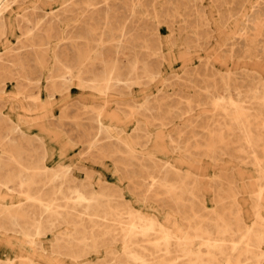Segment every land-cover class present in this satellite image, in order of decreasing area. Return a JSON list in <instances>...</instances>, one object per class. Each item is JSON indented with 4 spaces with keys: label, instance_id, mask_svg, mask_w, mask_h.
<instances>
[{
    "label": "rangeland",
    "instance_id": "1",
    "mask_svg": "<svg viewBox=\"0 0 264 264\" xmlns=\"http://www.w3.org/2000/svg\"><path fill=\"white\" fill-rule=\"evenodd\" d=\"M262 151L264 0H0V264H264Z\"/></svg>",
    "mask_w": 264,
    "mask_h": 264
},
{
    "label": "bare ground",
    "instance_id": "2",
    "mask_svg": "<svg viewBox=\"0 0 264 264\" xmlns=\"http://www.w3.org/2000/svg\"><path fill=\"white\" fill-rule=\"evenodd\" d=\"M252 95H255V94H252ZM253 97H255V96H253ZM215 101H217V100H215ZM220 102H221V101H220ZM222 102H223V101H222ZM217 103H218V102H217ZM225 104H226V103H225ZM222 105H223V104H222ZM223 106H224V105H223ZM217 107H218V106H217ZM217 107H216V108H217ZM221 109H222V108H221ZM224 110H225V109H224ZM224 110L222 109V111H220V112H223ZM226 110H227V109H226ZM226 110H225V111H226ZM222 114H223V113H222ZM100 132H101V131H100ZM260 143L262 144V142H260ZM261 148H262V145H261ZM262 152H263V151H262ZM263 153H264V152H263ZM55 174H56V173H55ZM38 176H39V175H38ZM66 176H67V169H64V168H63V169L61 170V173H58V174L55 175V178H64V177H66ZM32 183H35V181H32ZM22 184H23V183H22ZM24 184H25V183H24ZM32 185H33V184H32ZM26 186H28V185H26ZM29 186H30V185H29ZM40 186H41V185H40ZM48 186H49V185H48ZM92 186H93V185H92ZM58 187H59V188H57V192L60 193L61 195H63V192H62V190H61L62 188H60V186H58ZM70 187H71V186H70ZM73 187H74V186H73ZM79 187H80V186H79ZM21 188H22V187H21ZM27 188H28V187H26V189H27ZM34 188H35V187H34ZM38 188H39V186H38ZM71 188H72V187H71ZM92 188H93V187H92ZM28 189H31V188H28ZM32 189H33V188H32ZM42 189H43V188H42ZM68 189H70V188H68ZM74 189H75V188H74ZM37 190H38V189H36L35 192H37ZM44 190H45V189H44ZM53 190H54V186H53ZM23 191H24V189H23ZM25 191H27V190H25ZM29 191H30V190H29ZM38 191H39V190H38ZM54 191H55V190H54ZM74 191H75V190H74ZM65 192H66V191H65ZM75 192H76V191H75ZM83 192H84V191H83ZM92 193H93V192H92ZM43 194H44V193H43ZM71 194H72V193H71ZM39 195H40V194H39ZM41 196H42V193H41ZM41 196H40V197H41ZM55 196H57V195H55ZM59 196H60V195H59ZM65 196H66V195H63L62 197L65 198ZM72 196H73V195H72ZM93 196H94V195H93ZM93 196L90 198L91 200L93 199ZM42 197H43V196H42ZM77 197H78V196H77ZM57 198H58V197H57ZM53 199H54V198H53ZM68 199H69V198H68ZM97 199H98V198H97ZM40 200H41V199H40ZM93 200H94V199H93ZM86 201H87V200H86ZM94 201H95V200H94ZM94 201H93V202H94ZM90 202H92V201H90ZM63 203H64V202H63ZM96 203H97V202H96ZM98 203H99V202H98ZM73 204H75V203H73ZM94 204H95V203H94ZM100 204H101V203H100ZM104 204H106V202H105ZM96 205H97V204H96ZM107 205H108V204H107ZM55 206H56V205H55ZM57 206H59V205H57ZM64 206H65V204H64ZM87 206H88V205H87ZM87 206L85 207V209L87 208ZM51 207H52V206H51ZM51 207H50V208H51ZM53 207H54V206H53ZM53 207H52V208H53ZM65 207H66V206H65ZM65 207H60V208H65ZM91 207H92V206H91ZM98 207L100 208V206H98ZM101 207H102V206H101ZM50 208H49V209H50ZM54 208H55V207H54ZM56 208H57V207H56ZM58 208H59V207H58ZM68 208H69V207H68ZM70 208H71V207H70ZM93 208H94V207H93ZM104 208H105V207H104ZM104 208H102V209H104ZM71 209H72V208H71ZM88 209H91V208L89 207ZM67 210H68V209H67ZM83 210H84V208H83ZM83 210H82V208H81V211H83ZM86 210H87V209H86ZM96 210H97V209H96ZM96 210H95V211H96ZM57 211H58V210H57ZM57 211H54V210H53L52 212L55 213V212H57ZM60 211H61V210H60ZM68 211H70V210H68ZM91 211H92V210H91ZM97 211H98V210H97ZM97 211H96V212H97ZM58 212H59V211H58ZM58 212H57V213H58ZM72 212H74V210H72ZM96 212H95V213H96ZM99 212H100V211H99ZM103 212H104V211H103ZM103 212H102V213H103ZM106 212H107V210H106ZM54 213H53V214H54ZM60 213H62V212H60ZM76 213H77V212H76ZM76 213H75V214H76ZM85 213H86V211H85ZM104 213H105V212H104ZM104 213H103V214H104ZM107 213H110V212H107ZM49 214H50V213H49ZM55 214H56V213H55ZM62 214H63V213H62ZM71 214H72V213H71ZM80 214H81V213H80ZM83 214H84V213H83ZM87 214H88V213H87ZM87 214H85V216H86ZM96 214H97V213H96ZM112 214H113V213H112ZM115 214H116V213H115ZM50 215H51V214H50ZM50 215H49V216H50ZM69 215H70V212H69ZM72 215H74V214H72ZM89 215H91V212H90ZM109 215H110V214H109ZM59 216H62V215H59ZM64 216H67V214L64 215ZM75 216H76V215H75ZM94 216H95V214H94ZM99 216H100V215H99ZM114 216H115V215H113L112 219L115 218ZM53 217H54V215H53ZM53 217H52V219H53ZM56 217H57V216H56ZM62 217H63V216H62ZM62 217H61V218H62ZM77 217H79V215H78ZM80 217H82V216H80ZM80 217H79V218H80ZM108 217H109V216H108ZM138 217H139V215H138ZM50 218H51V217H50ZM58 218H59V217H58ZM61 218H60V219H61ZM96 218H98V217H96ZM99 218H100V217H99ZM117 218H118V217H117ZM52 219H51V220H52ZM60 219H59V220H60ZM80 219H81V218H80ZM109 219H111V218H109ZM112 219H111V220H112ZM118 219H120V218H118ZM48 220H49V219H48ZM61 220H64V218L61 219ZM61 220H60V221H61ZM70 220H71V218H70ZM76 220H77V219H76ZM76 220H75V221H76ZM94 220H95V219H94ZM94 220L92 219V221H94ZM97 220H98V219H97ZM97 220H96V221H97ZM115 220H117V219H115ZM66 221H68V220H66ZM78 221H79V220H78ZM98 221H99V220H98ZM113 221H114V219H113ZM113 221H112V222H113ZM118 221H119V220H118ZM146 221H147V220H146ZM51 222H52V221H51ZM58 222H59V221H58ZM64 222H65V221H64ZM99 222H101V221H99ZM115 222H117V221H115ZM92 223H93V222H92ZM120 223H121V220H120ZM100 224H102V223H100ZM100 224H99V225H100ZM112 224H113V223H112ZM103 225H104V224H103ZM107 225H109V224L107 223ZM118 225H119V224H118ZM118 225H117V224L115 225V223H114V227H115V226H118ZM145 225H146V223H145ZM156 225H157V224H156ZM215 225H216V224H215ZM243 225H244V224H243ZM101 226H102V225H101ZM217 226H218V225H217ZM217 226H216V228H217ZM129 227H130V225H129ZM142 227H143V226H142ZM192 227H193V226H192ZM214 227H215V226H214ZM109 228H111V227H109ZM109 228H106V229H109ZM112 228H113V227H112ZM112 228H111V229H112ZM116 228H117V227H116ZM127 228H128V227H127ZM190 228H191V227H190ZM198 228H199V227H198ZM211 228H212V227H211ZM216 228H213V229H216ZM236 228H237V227H236ZM248 228H249V227H248ZM119 229H120V227H119ZM129 229H130V228H129ZM191 229H192V228H191ZM115 230H116V229H115ZM141 230H142V228H141ZM145 230H146V229H145ZM149 230H150V229H149ZM195 230H196V229H195ZM207 230H208V229H207ZM207 230H206V231H207ZM247 230H248V229H247ZM247 230H246V231H247ZM109 231H110V230H109ZM111 231H112V230H111ZM128 231H130V230H128ZM128 231H127V232H128ZM139 231H140V230H139ZM198 231H199V230H198ZM203 231H204V230H203ZM127 232H126V233L124 232V233H125V234H128L129 232H128V233H127ZM188 232H190V231H188ZM192 232H193V231H192ZM217 232H218V230H217ZM220 232H221V231H220ZM248 232H249V231H248ZM248 232H246L245 235L243 234V236H246V234H247ZM145 233H146V232H145ZM190 233H191V232H190ZM212 233H213V232H212ZM239 233H241V232H239ZM132 234H133V233H132ZM188 234H189V233H188ZM191 234H192V233H191ZM208 234H210V233H208ZM222 234H223V233H222ZM116 235H118V233H117ZM135 235H136V234H135ZM147 235H148V234H147ZM193 235H194V234H193ZM236 235L239 236V234H236ZM128 236H129V235H127V240L129 239V237H131V236H129V237H128ZM145 236H146V235H145ZM191 236H192V235H191ZM200 236H201V235H200ZM219 236H220V234H219ZM221 236H222V235H221ZM224 236H225V235H224ZM241 236H242V235H241ZM243 236H242V237H243ZM187 237H188V236H187ZM194 237H195V236H194ZM206 237H207V236H206ZM214 237H215V236H214ZM234 237L236 238V236H234ZM242 237H241V238H242ZM125 238H126V237H125ZM132 238H134V236H133ZM138 238H139V237H138ZM145 238H146V237H145ZM148 238H149V237H148ZM208 238H210V237H208ZM151 239H152V238H151ZM154 239H155V240L162 239V244L165 246V248H168V247H169V243H170V241H171V240H170V237H167V236H164V237H162V238H161V236H159V237L156 236V238H154ZM212 239H213V238H212ZM221 239H223V238H221ZM228 239H230V238H228ZM228 239H227V240H228ZM132 240H133V239H132ZM140 240H141V239H140ZM140 240H139V241H140ZM149 240H150V239H149ZM152 240H153V239H152ZM199 240H200V239H199ZM244 240H245V239H244ZM122 241H123V240H122ZM122 241H121V242H122ZM128 241H130V240H128ZM133 241H134V240H133ZM133 241H132V242H133ZM136 241H138V239L135 240L134 242H136ZM143 241H145V239H144ZM173 241H174V240H173ZM202 241H203V240H202ZM222 241H226V240H222ZM241 241H242V239H241ZM241 241H239V242H241ZM124 242H125V241H124ZM134 242H133V243H134ZM141 242H142V241H141ZM159 242H160V241H159ZM220 242H221L220 239H217V238H215V239H213V240L206 239L205 242L202 243V246H204L205 249L203 250L202 248H200L199 252L196 254V257L193 259V262H191L192 260L190 261L191 264H213L212 260L215 259V258L218 257V256L222 257V258L225 260V264H232V263H231V259H233V258L238 259L241 255H245V254H246V256H247V253L250 251L248 247H245V248H243V249H239V248H237V245H233V246L227 248L228 246L225 247V245L223 244L224 242H223V243H220ZM139 243H140V242H139ZM184 243H185V242H184ZM122 244H123V243H122ZM137 244H138V242H137ZM137 244H136V245H137ZM160 244H161V243H160ZM242 244H243V241H242ZM242 244H241V245H242ZM244 244H245V243H244ZM244 244H243V245H244ZM129 245H130V242H129ZM140 245H141V244H139V246H140ZM146 246H149V247H150V245H146ZM175 246H176V248H179V242H177ZM175 246H174V247H175ZM245 246H246V244H245ZM144 247H145V246H144ZM156 247H158V245H156ZM160 248H161V247H160ZM160 248H159V249H160ZM165 248L163 247L164 250H165ZM253 248H254V247H253ZM149 249H153V246H151V248H149ZM180 249H181V248H180ZM147 250H148V249H147ZM164 250H163V251H164ZM175 250H176V249H175ZM175 250H174V251H175ZM177 250H178V249H177ZM187 250H188V249H187ZM161 251H162V249H161ZM161 251H160V252H161ZM165 251H166V250H165ZM178 251H179V250H178ZM140 252H141V248H140ZM153 252H154V251H152V253H153ZM160 252H157V253L160 254ZM169 252H170V251H169ZM169 252H168V253H169ZM175 252H176V251H175ZM186 252H187V251H186ZM129 253H130V252H129ZM129 253H128V254H129ZM155 253H156V251H155ZM178 253H179V252H178ZM181 253H182V252H181ZM181 253H179V254L181 255ZM164 254L168 255L167 252H164ZM185 254H186V253H185ZM187 254H191V253H187ZM155 255H156V254H155ZM162 255H163V254H162ZM162 255H161V257H163ZM170 255H171V253H170ZM147 256H148V255H147ZM156 256H157V255H156ZM156 256H155V257H156ZM174 256H175V255H174ZM191 256H192V255H191ZM144 257H145V256H144ZM155 257H154V258H155ZM168 257H169V256H168ZM171 257H172V256H171ZM176 257H177V255H176ZM182 257H184V258L187 257V258H188V261H189V257H188V256L185 255V256H182ZM192 257H194V256H192ZM204 257H205L206 259H204ZM159 258H160V257H159ZM159 258H157V259H159ZM174 258H175V257H174ZM240 259H241V258H240ZM244 259H245V258H244ZM137 260H138V259H137ZM144 260H145V259H144ZM144 260L141 261V262H145ZM147 260H148V259H147ZM152 260H153V259H152ZM167 260H168V258H167ZM170 260H171V259H170ZM177 260H178V259H177ZM179 260H180V259H179ZM181 260H182V259H181ZM183 260H184V259H183ZM233 260H234V259H233ZM138 261L140 262V260H138ZM174 261H176V259H174L173 262H174ZM158 262H160V260H158ZM238 263H239V261H237L235 264H238ZM147 264H148V263H147ZM174 264H175V262H174Z\"/></svg>",
    "mask_w": 264,
    "mask_h": 264
}]
</instances>
